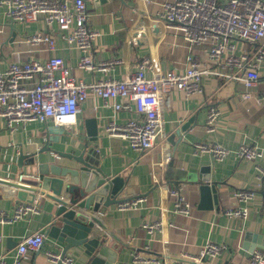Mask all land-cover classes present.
Masks as SVG:
<instances>
[{
    "label": "crops",
    "instance_id": "crops-1",
    "mask_svg": "<svg viewBox=\"0 0 264 264\" xmlns=\"http://www.w3.org/2000/svg\"><path fill=\"white\" fill-rule=\"evenodd\" d=\"M172 0H110L101 6L87 1L90 12L88 25L99 32L93 41L96 61H118L108 72L88 71L78 68L82 53L68 46L61 38L62 30L57 26H46L44 19L30 24L6 20L5 8L0 6V44L7 42L0 51V70H6L12 59L18 62L31 60L45 61L49 55L61 57L69 65L75 78L84 82H98L105 78L122 79L138 70L140 60L150 57L155 71L183 73L186 57L192 51L178 31L165 25L152 27L151 20L162 13L163 4ZM144 21V29H137L135 23ZM16 32L12 45L9 40ZM37 32L50 33L56 39L54 51H41L23 43V39ZM254 50L252 45L238 43L237 52ZM194 54L202 56V48H195ZM260 82L250 89L252 97L242 96L244 85L236 80L228 81L213 76L204 77L202 91L187 95L180 89H171L165 95V131L168 134L167 152L172 159L167 166L168 181L165 185L153 184L151 165L161 160L158 149L145 154L134 151L126 141L109 136L106 128L110 121L123 124L133 114L127 111L115 112L104 107L102 100L90 94L81 104L77 122L64 127L55 136L49 124L32 121L8 128L6 120L0 116V178L15 181L19 170L17 161L21 153H37L39 164H48L51 169L79 168L78 157L86 149L99 163L102 173L109 178L121 177L125 180L123 191L117 195L132 196L141 200L134 208L119 210L111 205L104 214L107 224L131 245L142 249L135 251L112 243L103 254L106 264H154L136 263L135 254L144 258L158 257L163 260V252L171 256L172 264H180L183 253L198 256L207 243L224 244L227 249L218 256H205L204 264H251L250 254L254 249L264 250V183L259 180L260 169L264 167V62L259 64ZM152 72L148 73L151 76ZM26 86L33 84L22 82ZM216 106L220 117L212 133L206 131L207 109ZM194 119V124L183 133L171 138L178 128ZM88 133V131H94ZM62 132V133H61ZM171 138V140H170ZM54 139V140H53ZM57 139V141L55 140ZM219 142L230 151L222 160H214L208 153L194 152L197 143ZM257 146L262 151L261 158L246 160L238 156L243 145ZM48 145V150L40 153ZM60 157H57V156ZM209 167L212 182L217 183L218 202L213 208L202 207V194L195 180L202 167ZM184 189V194L192 207L189 215L174 212L173 188ZM256 188V195L244 205L248 208L246 219L230 218L227 210H235L241 205L236 191ZM41 195L37 194L34 204L38 211L29 213L22 219L10 222L0 221V257L12 264L17 245L25 237L37 231L47 234L42 253L30 252L22 264H50L43 252L62 253L64 244L49 236V227L54 219L53 201L47 199L40 205ZM23 203L13 188L0 183V217L12 218L16 206ZM33 204V205H34ZM159 222L162 228L149 233L144 223ZM43 255V256H42ZM66 255L73 257L76 264H86L89 257L83 247L72 248ZM162 256V257H161ZM163 264V262H162Z\"/></svg>",
    "mask_w": 264,
    "mask_h": 264
},
{
    "label": "built area",
    "instance_id": "built-area-1",
    "mask_svg": "<svg viewBox=\"0 0 264 264\" xmlns=\"http://www.w3.org/2000/svg\"><path fill=\"white\" fill-rule=\"evenodd\" d=\"M5 8L6 20L30 24L44 19L46 26L57 25L61 38L68 46L77 48L82 56L78 68L88 71L108 72L118 61H96L93 53V41L99 32L88 25L90 12L86 0H0ZM163 11L152 19V27L165 25L178 31L189 44L190 53L186 57V69L183 73L174 71H155L150 57L140 60L138 70L124 78H105L98 82H84L75 78L71 67L61 57L49 55L45 61L31 60L18 62L12 51V59L6 70H0V116L6 120L9 129L27 122L69 127L76 124L81 104L90 94L102 100L104 107L115 112L127 111L133 117L123 124L110 121L106 131L109 136L119 137L140 154L158 149L161 160L151 165L153 184L165 185L168 181L167 166L171 155L167 152L168 134L165 131V95L171 89H180L187 95L202 91L204 77H221L236 80L246 88L242 96L252 97L250 89L260 78L259 64L264 62V0H172L163 4ZM144 21L135 23L137 29H144ZM4 29L0 28V33ZM23 43L41 51H54L56 39L50 33L37 32L23 39ZM238 43L252 45L254 50L238 54ZM202 48L203 55H195L194 49ZM152 72L151 76L148 73ZM22 82L33 85L26 86ZM260 100H264L262 96ZM206 131L212 133L220 117L216 106L207 109ZM194 152L208 153L214 160L226 158L230 151L219 142L197 143ZM57 156V155H55ZM241 159L261 158L263 153L257 146L243 144L238 150ZM60 157V156H57ZM259 180L264 183V167H259ZM256 188L236 191L241 204L235 210H227L230 218L246 219L248 208L244 204L256 195ZM174 197V212L189 215L192 207L187 201L184 189L171 190ZM138 199H128L117 204L119 210L134 208ZM12 218L0 217L1 222L22 219L29 213L38 211L37 204L21 203L16 206ZM144 228L153 233L162 228L161 223H144ZM47 237L43 231H37L22 239L17 245V253L12 264H22L30 252L42 253ZM227 249L224 244H205L198 256L183 253L181 259H189L196 264H204L205 256H218ZM45 261L50 264H76L73 257L61 256V253L43 252ZM167 251L163 252V264H172ZM251 264H264V250L254 249L250 254ZM136 263L162 264L158 257L144 258L135 254ZM0 264H7L0 257ZM180 264H187L182 262Z\"/></svg>",
    "mask_w": 264,
    "mask_h": 264
},
{
    "label": "water",
    "instance_id": "water-1",
    "mask_svg": "<svg viewBox=\"0 0 264 264\" xmlns=\"http://www.w3.org/2000/svg\"><path fill=\"white\" fill-rule=\"evenodd\" d=\"M86 1H92L94 5L101 6L110 0ZM15 37L16 32L9 40L10 45ZM6 44L8 43L0 44V51ZM194 119L191 118L178 128L171 138L188 130L194 124ZM63 129L64 127L56 124L50 126V132L55 136H58L59 131ZM88 133L95 134V130L88 131ZM87 148L88 145L85 146L80 156H75L80 167L70 169H51L48 164H39L37 153H21L16 163L19 170L17 180L10 181L0 178V183L12 187L18 199L25 204H34L37 194L41 195L40 205H43L47 199L53 201L55 212L52 225L49 227V236L64 244L62 257L72 248L83 247L89 257L86 264H106L107 258L103 251L112 247V243L125 248L130 247L135 251H142V249L120 237L105 221L104 214L109 206L124 202L132 196L123 195L121 200H118L117 195L123 191L125 180L121 177H106L99 163L91 157V155H96L95 152H88L86 155ZM47 150L48 145L40 153ZM195 183L198 184L202 194L201 206L213 208V204L218 202L219 188H217V183L211 181L209 167L201 168V174ZM180 262L196 264L192 260L183 258Z\"/></svg>",
    "mask_w": 264,
    "mask_h": 264
}]
</instances>
